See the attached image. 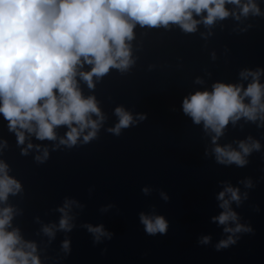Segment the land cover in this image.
I'll return each instance as SVG.
<instances>
[{
    "label": "water",
    "instance_id": "water-1",
    "mask_svg": "<svg viewBox=\"0 0 264 264\" xmlns=\"http://www.w3.org/2000/svg\"><path fill=\"white\" fill-rule=\"evenodd\" d=\"M256 3L264 13V0ZM226 8L239 14L236 5ZM193 18L202 21V16ZM128 43L135 61L128 70L112 68L94 76V88L76 77L82 95L94 96L104 117L91 141H83L89 128L75 145L61 144L70 130L61 125L56 140H39L23 130L26 139L20 145L0 114V161L22 185L0 202V209L14 210L8 231L19 229L24 242L36 244L41 264H264V122L230 121L219 146L239 151L241 141H258L261 148L245 157L243 167L221 164L215 133L205 130L203 121L195 124L182 108L185 97L211 91L216 83L246 89L253 78L241 73L264 70V15L229 16L211 26L201 22L194 33L177 24H137ZM92 67L84 64L78 72ZM117 107L134 121L119 135L109 131L119 123ZM91 119L99 118L91 114ZM29 143L33 147L22 154ZM45 149L47 159L37 160ZM227 186L239 189L241 200L231 209L251 231L228 233L225 227L235 228L236 222L214 221L224 211L218 196ZM66 201L73 202L67 210L71 231L59 227ZM141 214L163 216L167 231L149 234ZM89 225L102 226L109 235L97 240ZM230 236L234 244L217 247ZM204 237L210 241L202 243Z\"/></svg>",
    "mask_w": 264,
    "mask_h": 264
},
{
    "label": "clouds",
    "instance_id": "clouds-1",
    "mask_svg": "<svg viewBox=\"0 0 264 264\" xmlns=\"http://www.w3.org/2000/svg\"><path fill=\"white\" fill-rule=\"evenodd\" d=\"M228 4L238 6L239 14L227 9ZM205 12L207 15L203 16ZM194 14L202 16V21L194 19ZM249 14L264 15L256 0H0V114L9 121V130L16 133L20 145L26 139L23 130L39 140H56L55 129L61 125L70 129L61 144L75 145L85 129L90 128L83 136L87 143L96 137L104 117L96 98L82 95L76 77L79 75L89 88H94V76L102 77L112 68L128 70L135 63L128 42L134 39L137 24L154 28L177 24L183 31L194 33L201 22L211 26L217 19L234 16L239 20L241 15ZM84 64L92 65L91 71L78 72ZM262 73L264 70L242 72L245 79L253 78L246 89L243 85L216 83L211 91H197L183 100L184 114L197 125L203 121L205 130L215 133L212 142L217 145L214 152L218 163L243 167L248 163L245 157L261 148L258 141H241L238 151L231 145L219 146L217 141L230 121L235 124L245 117L252 122H264ZM246 98L250 102L246 103ZM115 112L119 123L109 131L119 135L122 128L134 121L122 107ZM91 114L99 119H91ZM32 147L29 143L22 154L26 155ZM47 157L45 149L43 157L36 159L42 161ZM7 171V164L0 161V202L22 190L20 182ZM218 199L224 211L214 221L221 225L236 222L235 228L225 227V232L251 231L238 223V215L231 209L233 201L241 200L238 188L227 186ZM72 203L66 201L59 209L63 213L59 224L62 230L72 229L67 211ZM13 214L12 207L0 209V264H41L36 244L24 242L19 229L8 231ZM141 222L149 234L165 233L168 229L163 216L150 218L141 214ZM87 227L97 234V240L109 235L102 226ZM43 231L55 235L51 227ZM209 241L210 237H204L202 243ZM235 242L230 236L217 247ZM63 247L68 250L69 241Z\"/></svg>",
    "mask_w": 264,
    "mask_h": 264
}]
</instances>
